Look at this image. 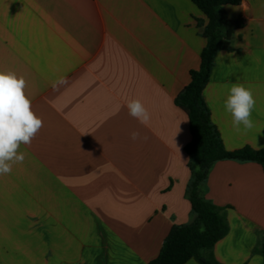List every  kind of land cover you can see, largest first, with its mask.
<instances>
[{
	"label": "crops",
	"instance_id": "obj_1",
	"mask_svg": "<svg viewBox=\"0 0 264 264\" xmlns=\"http://www.w3.org/2000/svg\"><path fill=\"white\" fill-rule=\"evenodd\" d=\"M241 2L226 11L243 27L219 51L234 56L215 58L203 92L230 151L256 137L264 145V0H244L246 11ZM206 23L192 0H0V70L25 77L43 120L20 147L25 161L0 176V264H149L173 226L194 220L188 187L197 163L184 150L190 122L175 100L200 67ZM60 77L67 84L54 90ZM236 82L253 90L252 130L236 131L224 110ZM131 99L148 108V126L128 114ZM133 131L148 140L133 141ZM200 193L229 224L203 255L264 264L256 251L263 166L217 161Z\"/></svg>",
	"mask_w": 264,
	"mask_h": 264
},
{
	"label": "trees",
	"instance_id": "obj_2",
	"mask_svg": "<svg viewBox=\"0 0 264 264\" xmlns=\"http://www.w3.org/2000/svg\"><path fill=\"white\" fill-rule=\"evenodd\" d=\"M207 16L203 36L207 43L201 53L199 69L191 71V81L176 97V104L187 113L190 122L191 141L184 150L197 163L193 179L188 187L189 199L195 213L194 220L185 225L173 226L165 238L159 255L149 264H185L194 258L199 264H220L213 256H204L229 232L223 208L205 200L200 185L207 178L212 165L220 160L254 161L264 168V151H254L246 146L230 151L211 121L210 110L203 92L209 82L217 53L229 50L239 29L240 19L229 18L226 6L238 5L241 0H192ZM264 261V244L257 249Z\"/></svg>",
	"mask_w": 264,
	"mask_h": 264
},
{
	"label": "clouds",
	"instance_id": "obj_3",
	"mask_svg": "<svg viewBox=\"0 0 264 264\" xmlns=\"http://www.w3.org/2000/svg\"><path fill=\"white\" fill-rule=\"evenodd\" d=\"M240 8L247 10V5L242 0ZM239 46V45H237ZM232 58L234 53H217L216 60L221 62L226 58ZM236 60L233 59L232 62ZM67 84L66 77H60L52 83L54 90ZM27 82L23 75H17L14 71L0 70V176L11 174L13 165L22 164L26 159V153L20 151L21 145H31L32 140L43 127V120L32 109L31 99L26 94ZM228 88V85H224ZM128 114L141 125L148 126L151 114L140 99H131L127 102ZM256 100L250 86L242 83H231L228 94L223 101L226 113L230 114L232 126L236 131L252 130L256 127L252 119ZM261 131V130H260ZM179 132V128L176 135ZM131 139L146 142L147 136H141L139 131L131 133ZM176 144V143H175ZM254 151H264V145L258 143L257 137L251 145ZM177 151L180 149L176 145ZM187 164L188 161H184Z\"/></svg>",
	"mask_w": 264,
	"mask_h": 264
}]
</instances>
